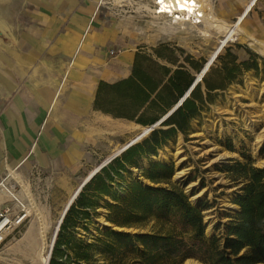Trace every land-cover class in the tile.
Listing matches in <instances>:
<instances>
[{"label":"rangeland","instance_id":"obj_1","mask_svg":"<svg viewBox=\"0 0 264 264\" xmlns=\"http://www.w3.org/2000/svg\"><path fill=\"white\" fill-rule=\"evenodd\" d=\"M95 1L113 19L110 22V27L113 28L111 39L98 40L96 37L100 32L94 29L90 21L77 17L66 0H24L18 4L11 1L0 2V14L8 26L5 32L0 28V66L11 77V80H0V110L10 98L20 94L22 89L33 90L37 86L44 100H33L49 111L72 137L82 141L86 152L97 159L96 166H99L134 139L141 130H124L117 121L106 123L89 119L88 113L68 105L70 99L77 101L79 81L88 70L98 65H113L121 52L133 49L137 44L146 46L151 51L152 46L168 43L184 51L183 55L178 53V56L191 55L196 60L205 59V67L212 62L207 72H211V67L216 72H211L208 78L221 87L213 93L214 102L208 103L201 116L191 121L186 134L177 132L154 155L141 159L138 170H134L132 176L154 185L144 177L142 170L149 168L152 163L172 166L171 181L186 194L190 185H194V194L206 191L207 195L197 206L204 205V211H211L210 214L216 219L214 231L206 235H223L225 223L238 210L223 204V201L230 196V202L235 204L234 200L245 184L243 179L231 178L227 167L240 161L264 168V146L258 151L256 134L246 128L244 121V116H256L257 109L264 103V57L246 43L228 40L222 32L204 21L195 24L172 16L154 18L152 11L155 0H118L119 4L112 3L111 0ZM209 1L215 15L230 25L238 23L245 8V4L238 5L235 0ZM249 1L251 0H246V3ZM242 25L264 40V0H256ZM228 49L237 55L238 63L256 62L258 69L245 70L235 82L224 81L222 73L217 72L221 67L217 58L225 55ZM111 50L117 51L116 54H109ZM35 53L39 55L33 59ZM202 72L195 73L197 80L203 79L205 74L202 76ZM202 83L205 87V83ZM12 84H17L15 90L11 89ZM5 87L11 91L10 97L1 93ZM251 87L255 88L253 95L249 91ZM56 95L61 105L59 110L51 107ZM262 118L257 133L264 128V117ZM151 134L152 132L140 139L139 143ZM180 137L185 161L179 167L175 161H161L160 152L175 147ZM207 141L218 145L219 151L229 152L235 157L225 164H210L214 153L207 151ZM178 169L184 170V174L175 178ZM90 171H82L79 177H88ZM215 171L223 173L229 185L219 182L214 175ZM1 183L0 195L3 191L10 194L9 190L20 203L11 197L2 204L3 209L7 205L12 209L13 219L9 229L1 235L0 264H35L33 250L26 240L33 224H39L33 205L45 213L46 241L52 244L62 213L78 186H67L60 181L58 174L52 176L48 171L27 172L23 176L14 172L4 185ZM158 186L168 185L161 183ZM20 217L23 220L18 224ZM157 226L158 223L151 220L140 229L129 231L153 232ZM93 233L97 234L96 231Z\"/></svg>","mask_w":264,"mask_h":264},{"label":"trees","instance_id":"obj_2","mask_svg":"<svg viewBox=\"0 0 264 264\" xmlns=\"http://www.w3.org/2000/svg\"><path fill=\"white\" fill-rule=\"evenodd\" d=\"M150 49L140 46L128 78L100 81L95 109L151 126L186 96L206 60L178 56L184 51L168 43ZM217 59L221 62L217 72L228 83L235 82L245 70L258 69L256 62L238 63L237 55L229 49ZM211 72H216L214 67ZM211 72L205 73L190 96L162 123L167 129H156L149 138L128 148L82 188L60 226L50 264H183L189 258L202 264H264V168L240 161L227 167L231 178L245 183L234 200L240 208L225 223L223 235L211 237L206 235L205 206L194 205L184 190L172 183V166L152 163L142 170L154 185L130 175V167L139 168L143 156L154 155L177 132L186 134L191 121L214 102L212 91L221 87L209 80ZM117 179L126 184L123 195L112 194V183ZM161 183L168 186H158ZM100 195L113 196L114 203L105 204L110 226L103 230L97 227V234H93ZM151 220L158 223L153 232L129 231ZM82 230L85 237L79 236Z\"/></svg>","mask_w":264,"mask_h":264},{"label":"crops","instance_id":"obj_3","mask_svg":"<svg viewBox=\"0 0 264 264\" xmlns=\"http://www.w3.org/2000/svg\"><path fill=\"white\" fill-rule=\"evenodd\" d=\"M66 1L74 10L77 17L82 20L90 21V24L98 32H107V37H105L104 40L112 38L113 28L110 27V22H112L113 19L109 17L108 11L102 9L99 3L95 0ZM139 48L140 45L137 44L133 49L121 52V55L118 56L113 65H103V67H108V71L99 79L95 93L91 99L86 98L85 93L80 90L79 85V94L78 97H76L77 101H74L80 104L79 108L82 112L88 113L87 115L89 116V119L94 118L106 123L110 121H117L121 123L124 130L127 128L121 122L123 120L139 124L126 118L114 117L111 114H107L94 108V102L96 100L100 81L115 82L128 78L132 74L135 55ZM103 67L99 66L98 69L105 71ZM95 68H97V66ZM203 85L204 84H202V91L206 96L207 88L206 86L203 87ZM192 90L193 87L186 94L184 100L190 96ZM218 90L219 89H215L212 91V94ZM86 105L87 110L84 107ZM174 108H176V106ZM139 125L144 126L142 124ZM130 142L131 141L126 143V145ZM126 145L122 146L116 153L121 151ZM116 153L106 159V161L101 165L96 166L98 162L97 159L93 158V155H91L90 152H86V147L82 141L72 137L69 131L66 128L61 127L56 121V118L51 116L49 111L43 109L34 100H26L24 96H22V93L14 95L10 98L0 110L1 185H4L5 182L10 179L11 173L14 172L23 176L27 172L39 173L48 171L52 176L58 174L60 181L65 183L67 186L76 184V186L79 187L91 176V174L110 160ZM149 156L151 155L143 156V158H147ZM136 169L138 170V167H130L131 176L133 175L132 172ZM86 170H91L88 177H79L81 176L80 174L82 171L85 172ZM100 171L98 173H100ZM125 176L128 181L131 180L129 178V174H126ZM116 181L117 183H112V194L118 192L123 195L126 184L120 179H117ZM100 196L101 197L96 198V200H98L97 212L99 215L94 219L91 226L92 233L95 231L97 232V227L101 228V226L97 223L101 220L100 217L106 220L107 209L105 208V204L114 203L112 195ZM0 197L1 211L3 209L2 204L9 201L11 196L3 191ZM84 221L88 222L87 220ZM79 236L85 237V232L80 233Z\"/></svg>","mask_w":264,"mask_h":264},{"label":"bare ground","instance_id":"obj_4","mask_svg":"<svg viewBox=\"0 0 264 264\" xmlns=\"http://www.w3.org/2000/svg\"><path fill=\"white\" fill-rule=\"evenodd\" d=\"M2 1H11L13 3H20L24 0H0ZM164 1V8L167 9V15L172 16L177 19H183L192 21L195 24H199L202 21H204L206 24L210 25V27L217 29L219 32H222L223 36L227 37L228 40L231 41H239L248 44L251 48H253L257 53H259L261 56L264 57V40L256 37L253 35L245 26L242 25V22L245 20L246 16L254 6L256 0H251L246 3V0H235L238 5L245 4V8L242 12V14L239 17V21L235 25H230L219 19L215 15V11L213 9V6L209 0H162ZM112 3L119 4L118 0H111ZM179 15L176 16V15ZM153 16V15H152ZM154 18H159L157 16H153ZM0 28L3 32H5L8 29V26L6 22L4 21L3 17L0 14ZM107 32L103 31L98 33L97 39L103 41L105 37L107 36ZM1 42V39H0ZM221 50V49H220ZM219 50V51H220ZM39 53H35L34 57L38 56ZM7 58V57H6ZM32 59V60H33ZM103 67V65H98L97 68H91L82 78L80 79V90H82L87 99H91V97L95 93V89L97 87L99 79L103 76L104 73L108 71V67H103L105 71H101V69H98V67ZM0 80H11V77L7 71H5L0 66ZM17 84H12L11 89L15 90ZM250 93L253 95L255 94V88L251 87L249 89ZM2 94L7 95L8 97L11 96V91L9 89L2 88L1 90ZM22 96L26 100H33L35 99H41L44 100L40 89L36 86L33 90L29 88H24L21 91ZM68 105L79 108L80 104L72 99L68 101ZM256 108L257 105L253 104ZM51 107L54 110L61 109V105L59 102V98L56 95L54 102L51 104ZM87 110V105L84 106ZM262 117H264V103L260 106V108L257 109V115L256 116H244V121L246 128L251 130L253 133L256 134L257 143H258V151L264 146V128L257 133L258 129L260 128V124L262 123ZM127 129L129 130H141V132L131 140V142L139 141L146 135H148L151 131V126H141L139 124H136L134 122H130L127 120L121 121ZM206 144L209 146V149L207 151H212L214 153V157L210 159V164L217 162L218 164H225L229 161V159L235 157L229 152H221L219 151L218 145H212L210 141H207ZM182 145V138L180 137L178 140V143L175 147L172 149L167 148L165 151H161L159 155V159L165 163H169L171 160L175 161L176 166L179 167L181 164L185 161V157L182 155L183 150L181 148ZM200 150V149H199ZM262 164L264 165V160L262 161ZM184 174V170H177L175 174V178H180ZM214 175L218 177L219 182H224L226 185H229L228 180L225 179L224 174L218 171L214 172ZM194 185H190L187 187V195L189 196L190 200L193 202V204H196L198 201L203 199L205 197L206 191L202 190L200 193L194 194L192 191V187ZM80 186L75 190L73 193L71 199L67 203L62 216L67 209L69 203L71 200L76 196ZM6 189V188H5ZM7 190V189H6ZM10 196L13 197L14 200H17V202L20 203L19 199L11 192ZM211 196V194H208ZM230 196L226 197L223 201V204L232 206L239 210V205L233 204L230 202L229 199ZM33 209L36 212L37 216L39 217V224H33L32 228L30 229L28 235L26 236V240L31 248L33 256H34V263L35 264H48L50 249L52 244L47 243V235H46V225H45V213H43L41 210H38L36 206L33 205ZM211 211H203L204 219L207 222L206 224V233H211L214 231V225L216 223V219L210 214ZM62 216L59 220V223L62 219ZM212 219V220H211ZM3 222H0V232L3 230L6 226H8L11 222V220ZM102 227L105 228L110 225V223L103 219L101 220ZM59 225V224H58ZM58 228V226H57ZM57 229L54 233L53 240L55 238ZM53 243V241H52ZM184 264H202L201 262L194 260V259H186Z\"/></svg>","mask_w":264,"mask_h":264},{"label":"water","instance_id":"obj_5","mask_svg":"<svg viewBox=\"0 0 264 264\" xmlns=\"http://www.w3.org/2000/svg\"><path fill=\"white\" fill-rule=\"evenodd\" d=\"M211 63L212 62H210V63H208L207 65H206V67H205V69H204V74L208 71V69H209V67L211 66ZM203 74V75H204ZM202 79H200V80H197L196 82H195V84L193 85V88L201 81ZM178 107H176V108H174L171 112H169L166 116H164L159 122H157L156 124H154V125H151V131H150V133L151 132H153L154 130H156V129H167V127H164V126H162V123L164 122V121H166L173 113H174V111L177 109ZM139 143V141H134V142H130L129 144H127L121 151H119L118 153H116L110 160H108L104 165H102V166H100V168L98 169V170H96L93 174H91V176L87 179V180H85V182L80 186V188H79V190H78V192H77V194H76V196L71 200V202L69 203V205H68V207H67V209L65 210V212H64V214H63V216H62V219H61V221H60V223H59V225H58V229H57V232H56V235H55V238H54V240H53V243H52V246H51V249H50V254H49V259H48V264H50V259H51V256H52V252H53V248H54V245H55V242H56V239H57V236H58V232H59V230H60V226H61V224H62V222H63V219H64V217H65V215H66V213H67V211L69 210V208H70V206L73 204V202L75 201V199L77 198V196L79 195V193L81 192V190H82V188L103 168V167H105L108 163H110L111 161H113L115 158H117V157H119L123 152H125L128 148H130V147H132V146H134V145H136V144H138ZM199 202L200 201H198L196 204H194V205H198L199 204ZM193 203V202H192ZM240 208V207H239ZM205 221V220H204ZM98 223V225L99 226H101L102 227V224H101V220L100 221H98L97 222ZM205 224H207V222L205 221ZM110 226V225H109ZM108 227V226H107ZM244 251H246V249H244L243 250V252ZM242 252V253H243Z\"/></svg>","mask_w":264,"mask_h":264},{"label":"built area","instance_id":"obj_6","mask_svg":"<svg viewBox=\"0 0 264 264\" xmlns=\"http://www.w3.org/2000/svg\"><path fill=\"white\" fill-rule=\"evenodd\" d=\"M164 1H162V0H155V4H154V6H153V16L155 15V16H157V17H161V16H168L167 15V9L166 8H164ZM176 16H178L179 17V15L177 14ZM116 52L117 51H115V50H111L110 52H109V54H111V55H115L116 54ZM203 74H204V71L202 72V76H203ZM201 76V77H202ZM183 101H184V98L182 99V100H180V102L176 105V107H179L180 105H182V103H183ZM11 208L9 207V206H7V207H5L1 212H0V222H3L4 220H5V222L6 221H9V220H11V222H10V224L12 223V217H11ZM23 220V218L22 217H20L18 220H17V223L19 224V223H21V221ZM4 222V223H5ZM10 224L8 225V226H6L3 230H1V232H0V241H2L3 240V237L1 236L2 235V233L5 231V230H7V229H9V227H10ZM2 227V226H1ZM1 227H0V229H1Z\"/></svg>","mask_w":264,"mask_h":264}]
</instances>
